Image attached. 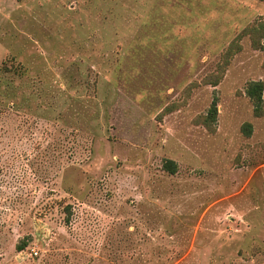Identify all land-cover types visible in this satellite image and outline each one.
Listing matches in <instances>:
<instances>
[{
	"label": "rangeland",
	"instance_id": "374dc122",
	"mask_svg": "<svg viewBox=\"0 0 264 264\" xmlns=\"http://www.w3.org/2000/svg\"><path fill=\"white\" fill-rule=\"evenodd\" d=\"M255 81L264 0H0V264H264Z\"/></svg>",
	"mask_w": 264,
	"mask_h": 264
},
{
	"label": "trees",
	"instance_id": "16d2710c",
	"mask_svg": "<svg viewBox=\"0 0 264 264\" xmlns=\"http://www.w3.org/2000/svg\"><path fill=\"white\" fill-rule=\"evenodd\" d=\"M248 95L252 98L254 105H255V113L257 115H261L263 113V93H264V82L263 81H255L252 82L248 89ZM245 131L250 133L252 130V124L246 123L244 127ZM166 168L171 171L172 173L176 172V163L173 160H167L165 164ZM25 243L18 245V250H23L25 248Z\"/></svg>",
	"mask_w": 264,
	"mask_h": 264
},
{
	"label": "built area",
	"instance_id": "2783aa9c",
	"mask_svg": "<svg viewBox=\"0 0 264 264\" xmlns=\"http://www.w3.org/2000/svg\"><path fill=\"white\" fill-rule=\"evenodd\" d=\"M38 253L36 252V255H37Z\"/></svg>",
	"mask_w": 264,
	"mask_h": 264
}]
</instances>
